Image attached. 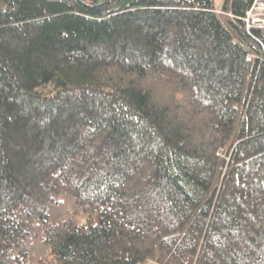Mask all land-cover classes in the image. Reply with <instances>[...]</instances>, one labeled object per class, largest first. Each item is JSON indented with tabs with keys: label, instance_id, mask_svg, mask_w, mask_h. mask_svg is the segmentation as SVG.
<instances>
[{
	"label": "trees",
	"instance_id": "1",
	"mask_svg": "<svg viewBox=\"0 0 264 264\" xmlns=\"http://www.w3.org/2000/svg\"><path fill=\"white\" fill-rule=\"evenodd\" d=\"M254 0H0V264H264Z\"/></svg>",
	"mask_w": 264,
	"mask_h": 264
},
{
	"label": "built area",
	"instance_id": "2",
	"mask_svg": "<svg viewBox=\"0 0 264 264\" xmlns=\"http://www.w3.org/2000/svg\"><path fill=\"white\" fill-rule=\"evenodd\" d=\"M247 29L260 28L264 30V0H254L244 17Z\"/></svg>",
	"mask_w": 264,
	"mask_h": 264
},
{
	"label": "bare ground",
	"instance_id": "3",
	"mask_svg": "<svg viewBox=\"0 0 264 264\" xmlns=\"http://www.w3.org/2000/svg\"><path fill=\"white\" fill-rule=\"evenodd\" d=\"M254 2V1H253ZM253 4V3H252Z\"/></svg>",
	"mask_w": 264,
	"mask_h": 264
}]
</instances>
